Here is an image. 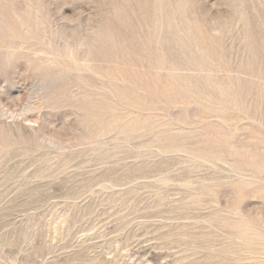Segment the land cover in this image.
<instances>
[{
  "label": "rangeland",
  "instance_id": "1",
  "mask_svg": "<svg viewBox=\"0 0 264 264\" xmlns=\"http://www.w3.org/2000/svg\"><path fill=\"white\" fill-rule=\"evenodd\" d=\"M0 264H264V0H0Z\"/></svg>",
  "mask_w": 264,
  "mask_h": 264
}]
</instances>
